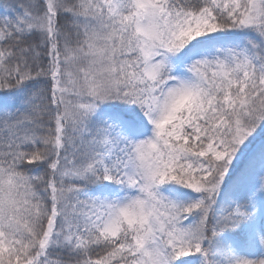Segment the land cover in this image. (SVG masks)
Listing matches in <instances>:
<instances>
[{
    "label": "snow or ice",
    "instance_id": "6c2138e0",
    "mask_svg": "<svg viewBox=\"0 0 264 264\" xmlns=\"http://www.w3.org/2000/svg\"><path fill=\"white\" fill-rule=\"evenodd\" d=\"M0 264H264V0H0Z\"/></svg>",
    "mask_w": 264,
    "mask_h": 264
}]
</instances>
